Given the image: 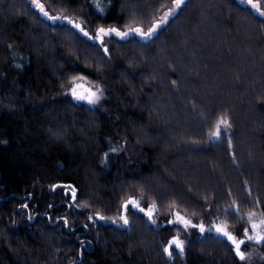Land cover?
<instances>
[{
	"label": "trees",
	"instance_id": "obj_1",
	"mask_svg": "<svg viewBox=\"0 0 264 264\" xmlns=\"http://www.w3.org/2000/svg\"><path fill=\"white\" fill-rule=\"evenodd\" d=\"M41 2L90 35L147 29L172 4ZM104 44L108 54L30 0H0V264H264V246L241 261L212 229L239 234L245 214L264 217V17L241 0H185L150 40ZM73 76L103 89L101 105L64 94ZM225 115L231 126L213 138ZM52 185L73 186L76 200ZM128 197L154 202L156 223L95 217H118ZM174 212L206 231L169 224ZM177 235L185 253L169 259Z\"/></svg>",
	"mask_w": 264,
	"mask_h": 264
},
{
	"label": "snow or ice",
	"instance_id": "obj_2",
	"mask_svg": "<svg viewBox=\"0 0 264 264\" xmlns=\"http://www.w3.org/2000/svg\"><path fill=\"white\" fill-rule=\"evenodd\" d=\"M242 3L247 4L251 10L256 12L259 16L264 17V7L261 6L260 0H241ZM95 7L103 12V8L98 0H93ZM185 0H172L171 6L167 9L166 12L158 19L154 20L152 24L147 28L144 29L139 25H126L124 30H121L117 27H97L95 30L94 35H90L87 32L81 23L74 20L72 17L67 15H51L47 10L44 3L41 0H30V4L34 7L40 16L44 17L46 20L52 21L55 24L57 21H60L63 24L70 25L72 28L76 29L80 32L83 36L98 41L100 46L103 48L105 54H108L109 49L104 44V38L107 36L115 35L120 39H127L129 36L136 35L139 36L142 40H150L154 34L161 28L162 25H165L169 22V17L173 16L181 7L184 5ZM11 47V45H9ZM19 67V65L17 66ZM84 80L83 76H73L69 81V85L67 88V92L64 94L70 95L72 100L76 101L77 103L84 102L88 105H98L103 98V89L97 86L94 90L92 88H85L81 81ZM175 84V81H173ZM231 125L229 123L228 117L222 116L217 119L215 123V130L211 132V136L213 138L219 139L221 136V129L229 128ZM229 146L231 147V141H229ZM110 151L116 152L118 151L117 148H111ZM107 156V154H105ZM63 187L65 189V194L67 195L68 190H71L72 200L75 201L77 198V190L71 185H52V188ZM259 203V202H257ZM21 207H27V205H22ZM51 207V205H49ZM87 207V205H84ZM121 213L118 217H105L101 215L99 212H96L94 215L99 220H111L113 224H120L122 226H128L130 224L128 214L133 211H138L143 213L144 216L147 217L148 221L152 224H155L156 221L153 218L154 212L156 211V204L153 202L147 206V208L142 207L140 200L134 197H128L127 199L123 200L121 203ZM238 211V209H237ZM175 219L168 220L169 224H180L183 226L184 230L186 231L188 228H195L199 229V232L203 234L206 231L205 225L201 222L199 224H194L190 219L182 216L179 212L173 213ZM255 213H248L249 222L251 225V232L252 235H249V228H244V236L250 240L255 241L256 243L264 242V219H261L259 222H255L253 220V216ZM29 219H32L29 216ZM93 216L89 215L88 220H92ZM65 226L68 225V221L64 220ZM87 227V225H85ZM212 229H214L216 235L222 236L226 238V240L230 243L232 250L235 252V256L239 258V260L244 261L247 259L246 254L241 251V246L245 243L244 239L238 238L233 232L229 231L226 222L214 223L212 225ZM83 243V241H81ZM178 250V255L181 257L185 253V241L180 239L179 235L173 236L168 242L167 245L163 247V253L169 259L173 256V251Z\"/></svg>",
	"mask_w": 264,
	"mask_h": 264
},
{
	"label": "rangeland",
	"instance_id": "obj_3",
	"mask_svg": "<svg viewBox=\"0 0 264 264\" xmlns=\"http://www.w3.org/2000/svg\"><path fill=\"white\" fill-rule=\"evenodd\" d=\"M125 6H124V4H123V8H124ZM128 8V6L126 5V9ZM83 85H84V87L85 88H92L93 90L97 87H92V86H90V85H88V84H86V83H83ZM101 88V87H100ZM104 94V93H103ZM102 100H103V98L101 99V101H100V103L98 104V105H95V106H92V105H88V104H86V103H84V102H82V103H84V104H86V105H88V106H90V107H96V106H99V105H101V103H102ZM76 102V101H75ZM250 213H255V215L253 216V220L255 221V222H259L261 219H264V217L260 214V213H257V212H250ZM244 228L245 227H247V228H249V235H252V232H251V225H250V222H249V217H248V213L247 214H245L244 215ZM229 231H231L232 232V230H230L229 229ZM235 235H237L238 236V238H240V239H244L245 240V243L241 246V251H243L245 254H246V256H247V259H245V260H247V261H252V260H254V259H256V258H258L260 255V250H261V247H263L264 246V242H262V243H256L255 241H250L249 240V242L248 243H246V241L248 240L245 236H244V230H243V232L242 233H239V234H236L235 232H233Z\"/></svg>",
	"mask_w": 264,
	"mask_h": 264
},
{
	"label": "water",
	"instance_id": "obj_4",
	"mask_svg": "<svg viewBox=\"0 0 264 264\" xmlns=\"http://www.w3.org/2000/svg\"><path fill=\"white\" fill-rule=\"evenodd\" d=\"M214 233H215V231H214ZM216 234V233H215Z\"/></svg>",
	"mask_w": 264,
	"mask_h": 264
}]
</instances>
